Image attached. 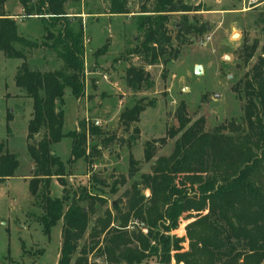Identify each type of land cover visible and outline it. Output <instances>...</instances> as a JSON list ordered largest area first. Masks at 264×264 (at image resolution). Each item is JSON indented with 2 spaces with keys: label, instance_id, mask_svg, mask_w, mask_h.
<instances>
[{
  "label": "trees",
  "instance_id": "16d2710c",
  "mask_svg": "<svg viewBox=\"0 0 264 264\" xmlns=\"http://www.w3.org/2000/svg\"><path fill=\"white\" fill-rule=\"evenodd\" d=\"M67 1L20 0L27 16L39 14L43 20L45 38L50 39L39 41L18 31L17 20L5 8L6 0H0V50L6 57L21 59L13 74L14 84L20 88L19 95L32 99L27 123L32 173L28 177L31 194L42 195L43 211L37 220L45 234L57 221L62 225L56 264H99L89 261L88 254L94 249L103 257L102 264H264V43L255 52L257 38L248 42L243 35L238 47L242 63L249 64L232 85L242 97L243 121L229 119L207 130L204 118L199 115L190 120L180 101L176 125L168 130L171 137L177 135L167 164L155 168L157 171H141L114 200L112 210L106 208L95 215L92 200L103 202L105 195L91 191L86 184L78 188L80 194L76 189L70 192L64 177L71 173L68 164L82 157L91 163L102 146H111L115 135L85 119L78 120V127L63 131L65 87L75 98L85 93L84 31L81 19L75 27L66 17ZM127 2L109 0L106 11L127 13ZM197 9L199 4L188 0H146L138 15L141 38L134 51L146 63L162 59L165 65L178 52L168 27L169 14L180 12L178 25L173 23V37L181 43L186 33L200 35L207 30L205 21L186 15ZM43 44L55 52L59 66H30L27 56L31 48ZM125 80L136 90L149 82V73L142 65L129 64ZM145 107L143 97L125 105L119 112L124 128L138 121ZM131 129L139 132L137 125ZM91 134L96 139L88 148ZM64 135L71 137L66 162L54 149ZM155 140L145 141V160L152 158ZM132 157L129 153L134 164ZM18 166L16 152L0 138V181L15 175ZM97 174H91L90 182L97 180ZM54 176L63 185L60 195L50 193ZM86 199L84 205L81 200ZM181 223L183 233L177 234ZM88 229V240L80 244Z\"/></svg>",
  "mask_w": 264,
  "mask_h": 264
},
{
  "label": "rangeland",
  "instance_id": "374dc122",
  "mask_svg": "<svg viewBox=\"0 0 264 264\" xmlns=\"http://www.w3.org/2000/svg\"><path fill=\"white\" fill-rule=\"evenodd\" d=\"M145 1L128 0L127 13L107 12L109 0H69L66 3V10L73 12L96 11L108 14L96 18L91 14H84L85 20L80 18L82 16H74L72 23L77 27L78 20L81 19L83 31L87 30L92 34L93 48L89 51L87 46V53L85 51L86 68L95 70L98 67L100 71H107V80L112 83L107 80L95 82L91 80V76L94 75L97 79L102 74L91 73L88 75V89L84 95L77 101L69 87H65L62 104L64 132L78 127L79 119L93 122L95 118H99L102 129L115 135L109 146L111 150L102 146L101 153L92 157L91 163L83 157L78 158L75 163L68 164V171L71 173L64 177L67 179L65 186L69 187L70 192L76 189L79 191L76 193L80 194V186L86 184L91 191H99L105 195L103 202L92 200L95 215H101L106 208L112 210L114 200L121 196L130 181L141 171H157L155 168L159 169L161 164H167L177 135L171 137L168 130L176 125L175 111L180 101L184 103L185 113L190 120L199 115L204 118L203 127L207 130L229 119L243 121L242 97L237 96L232 85L249 64L242 63L238 47L243 35H246L248 42L257 38L255 52L260 51L264 43V0H188L199 4V9L188 11L186 15L188 18L196 17L205 21L207 30L200 35L195 32L186 33L183 42H176L173 37L174 24L178 25L180 12H171L168 27L173 44L178 45V52L165 65L162 59L146 63L144 57L134 51L135 44L141 38L137 24ZM5 8L11 15H16L20 33L39 41L50 39L45 38L43 20L39 14L27 16L20 0H6ZM45 16L48 17L47 14ZM49 27L55 29L56 26ZM233 31L237 35L232 36ZM44 57L47 61L45 64ZM253 58L251 56L250 59ZM27 61L30 66L39 68L60 64L55 52L44 44L31 48ZM20 62V58L6 57L0 52V138L19 158L16 174L0 181V264H56L61 243V221H57L48 234L43 232L42 225L37 220L43 211L42 195L33 196L29 178L20 176L25 171L29 175L32 173V160L27 150V143L31 140L27 137V123L31 116L32 99L18 94L20 88L14 84L13 79V72ZM196 63L201 65L199 74L193 71ZM129 64L142 65L149 73V82L136 90L128 86L125 80V69ZM138 97H143L146 107L140 112L139 120L126 129L120 123L119 112ZM133 125L139 127V132L132 131ZM38 136L36 134V138ZM95 137L96 134L90 135L87 140L88 148L94 143ZM148 139L156 140L152 158L145 160L144 146ZM70 145L69 135H64L54 144L56 153L65 162ZM129 153L136 160L134 164L130 162ZM76 170L81 174L88 173V176H71ZM92 173H98V178L103 179V182L98 181V178L90 182ZM114 186L116 190H111ZM144 190L149 193L148 188ZM62 192L61 180L54 176L50 193L60 195ZM88 199L81 202L86 205ZM95 215L90 218L89 226ZM182 224L176 231L177 234L183 233ZM88 231L89 229L80 244L88 240ZM183 246L186 247L185 242ZM88 258L89 261L93 259L99 264L103 263V257L95 249L89 252Z\"/></svg>",
  "mask_w": 264,
  "mask_h": 264
},
{
  "label": "crops",
  "instance_id": "0c3cea01",
  "mask_svg": "<svg viewBox=\"0 0 264 264\" xmlns=\"http://www.w3.org/2000/svg\"><path fill=\"white\" fill-rule=\"evenodd\" d=\"M84 14H91L93 17H97V16H105V15H108L107 13H105V12H96V11H94V12H92V13H88V12H84V11H80V12H73V11H71V10H69V9H67L66 10V15H68L69 17H70V19L71 20H73V17L74 16H82V17H80V18H83V16H84ZM13 15V14H12ZM110 15V14H109ZM112 15H115V14H112ZM14 17H16V15H13ZM17 18V17H16ZM84 20L86 19V17H84L83 18ZM40 31H41V29H39ZM83 37H84V46H85V49L87 48V46L90 48V50L89 51H91V48H93V45L91 44V41H92V34H90L89 32H87V30H84V33H83ZM87 50L88 49H86L85 51H86V53H87ZM0 52H2L1 50H0ZM44 55H42V57H43ZM43 62H44V64L45 63H47V61H46V57H44L43 58ZM59 63H60V61H59ZM43 64V65H44ZM102 64V63H101ZM17 66V65H16ZM54 67H57V66H53V67H51V68H54ZM42 69H45V66H42ZM15 71V70H14ZM14 73V72H13ZM91 73H95V74H102V75H100L99 76V78H97V79H95L94 78V75H92L91 76V80H94L95 82H98V81H100V80H107L108 79V77H107V71H100V69L97 67V68H95V70H90V69H87L86 68V66H85V74H84V77H85V91L88 89V75L89 74H91ZM90 76V75H89ZM108 82H110V83H112V81H109V80H107ZM104 82V81H103ZM107 84V83H106ZM81 97H79V98H77L76 100L78 101L79 99H80ZM76 101V102H77ZM79 105V104H78ZM77 121L75 120V123H76ZM56 150V149H55ZM108 150H111V148L110 147H108ZM73 163H75V161L73 162ZM72 163V164H73ZM32 166V163H31V165H30V167ZM73 169V168H72ZM84 175V176H88V173L86 174V173H83V174H81L80 172H77V170H76V173H73V174H71V176H73V175ZM20 176H22L23 178H29V177H27L28 176V174H27V172H24V174H22V175H20ZM10 177H13V176H10ZM10 177H7V178H5L4 180H6V179H8V178H10Z\"/></svg>",
  "mask_w": 264,
  "mask_h": 264
},
{
  "label": "water",
  "instance_id": "95a60500",
  "mask_svg": "<svg viewBox=\"0 0 264 264\" xmlns=\"http://www.w3.org/2000/svg\"><path fill=\"white\" fill-rule=\"evenodd\" d=\"M231 35L235 36V35H237V32L233 31ZM193 71H194V73L199 74L201 72V65L199 63L194 64L193 65Z\"/></svg>",
  "mask_w": 264,
  "mask_h": 264
},
{
  "label": "built area",
  "instance_id": "2783aa9c",
  "mask_svg": "<svg viewBox=\"0 0 264 264\" xmlns=\"http://www.w3.org/2000/svg\"><path fill=\"white\" fill-rule=\"evenodd\" d=\"M94 124H97V125H101L102 124V121L99 119V118H95L93 120Z\"/></svg>",
  "mask_w": 264,
  "mask_h": 264
}]
</instances>
